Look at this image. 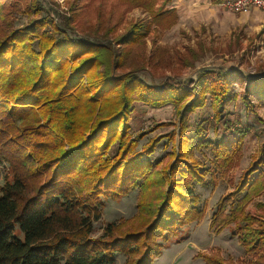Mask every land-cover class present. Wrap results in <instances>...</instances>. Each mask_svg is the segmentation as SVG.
<instances>
[{
    "label": "trees",
    "instance_id": "obj_1",
    "mask_svg": "<svg viewBox=\"0 0 264 264\" xmlns=\"http://www.w3.org/2000/svg\"><path fill=\"white\" fill-rule=\"evenodd\" d=\"M170 1L83 0L86 7L110 3L122 13L139 7L150 15L112 36L110 16L101 6L92 28L82 26L74 8L57 24L50 16H37L44 9L38 0H0V164L9 167L0 184V264H112L115 253L126 257L125 264H152L180 228L203 217L194 184L203 182L204 172L186 157L189 136L181 125L189 111L204 104L205 95L212 104L230 101L236 71H200L192 100L193 88L144 82L136 75L140 62L127 72H114L127 64L114 44L140 46L152 25L171 26L174 11L164 10ZM24 13L33 17L15 27L17 15ZM77 30L83 34L72 37ZM187 97L180 151L162 169L168 190L156 189L149 181L151 164L143 159L154 152L155 139L137 151L138 137L128 136L133 103L160 107ZM242 97L250 108L253 101L264 106V75L247 79ZM220 112L214 105V116ZM205 141L226 177L240 141ZM262 147L264 156V139ZM260 164L247 167L210 219L216 233L237 220L232 234L246 255L255 257L264 254V226L253 228L249 222L259 220L243 212L264 191V174L256 173ZM134 187H139L138 215L107 224L94 238L93 220L104 199H118ZM198 256L205 264L221 263L216 256Z\"/></svg>",
    "mask_w": 264,
    "mask_h": 264
},
{
    "label": "rangeland",
    "instance_id": "obj_2",
    "mask_svg": "<svg viewBox=\"0 0 264 264\" xmlns=\"http://www.w3.org/2000/svg\"><path fill=\"white\" fill-rule=\"evenodd\" d=\"M71 1L76 2L75 6L69 7ZM38 2L44 8L40 14H36L39 18L50 16L59 24L63 16L69 15V8H74L78 11V20L83 22L82 26L92 28L95 27L93 24L97 19L96 8L101 6L106 16H110L115 30L112 36L121 34L131 24H139L150 18V15L139 7H132L122 13L120 7L116 10L110 3L86 7L83 0ZM161 4L162 2L157 7ZM220 5L221 3H213L211 0H171L164 5V10L174 11L175 21L171 26L163 29L152 25L140 46L123 47L114 44L116 50L120 49V59L126 56L127 63L114 71L115 73L127 72L140 62L136 75L144 82L156 87L171 83L180 84L185 89L193 88L190 100L196 92L195 83L200 71H236L233 74L230 101L225 104H212L211 97L205 95L204 104L189 111L182 125L183 104L187 103L188 108L190 107L189 97L179 104L167 103L160 107L147 106L142 102L133 103L134 110L128 121V136L132 140L138 137L137 151L148 141L155 139L154 144L157 145L154 152L144 154L143 159L151 164L149 181L156 189L166 191L169 184V179L162 175V169L169 164L172 156L176 158L180 151V125L189 136L187 159L195 161L204 172L203 182L194 184V193L198 198L196 207L200 211L204 210L203 217L180 228L178 235L165 244L161 254L152 264H205L203 258L197 257V254L216 256L221 261L220 264H264V254L247 256L238 242L237 235L232 234L237 220H233V223L219 233L210 228V219L218 200L231 193L234 184L247 167L253 162L261 163L256 173L264 174V156L261 155L264 106L252 100L254 107L250 108L242 97L244 82L252 77L264 75V15L257 9H251L248 13H233ZM254 10L260 14L255 20ZM32 17L33 15L28 16L27 13L17 15L15 27L26 25ZM76 32L71 36L80 38L79 35L83 34L79 30ZM214 105L221 111L216 117ZM226 122L231 124L229 128L226 127ZM205 140L228 143L240 141V150H237L226 177L221 176L211 154V144L208 145ZM1 164L0 184L9 175L8 165ZM136 182L139 185L141 180ZM138 195L139 187H134L118 199H104L98 219L93 220V237L100 236L109 223L134 220L138 215ZM243 213H250L249 217L259 220V223L249 222L253 228L264 226V191L247 204ZM125 260L126 257L122 254L115 253L112 264H125Z\"/></svg>",
    "mask_w": 264,
    "mask_h": 264
},
{
    "label": "built area",
    "instance_id": "obj_3",
    "mask_svg": "<svg viewBox=\"0 0 264 264\" xmlns=\"http://www.w3.org/2000/svg\"><path fill=\"white\" fill-rule=\"evenodd\" d=\"M221 7L233 13H248L251 9H258L264 14V0H221ZM2 167V164H0Z\"/></svg>",
    "mask_w": 264,
    "mask_h": 264
},
{
    "label": "crops",
    "instance_id": "obj_4",
    "mask_svg": "<svg viewBox=\"0 0 264 264\" xmlns=\"http://www.w3.org/2000/svg\"><path fill=\"white\" fill-rule=\"evenodd\" d=\"M257 11L259 12V10L257 9ZM253 12V11H252ZM260 13V12H259ZM259 13H256V10H254V12H253V14L256 16L255 18H254V20L255 19H257V15H260ZM264 15V14H263Z\"/></svg>",
    "mask_w": 264,
    "mask_h": 264
}]
</instances>
